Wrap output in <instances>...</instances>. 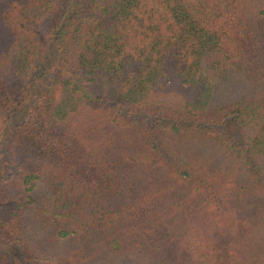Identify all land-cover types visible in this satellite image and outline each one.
Instances as JSON below:
<instances>
[{"label":"trees","instance_id":"1","mask_svg":"<svg viewBox=\"0 0 264 264\" xmlns=\"http://www.w3.org/2000/svg\"><path fill=\"white\" fill-rule=\"evenodd\" d=\"M0 264H264V0H0Z\"/></svg>","mask_w":264,"mask_h":264}]
</instances>
